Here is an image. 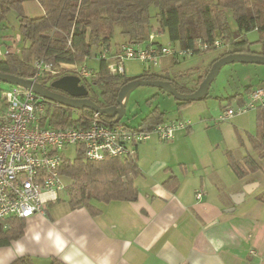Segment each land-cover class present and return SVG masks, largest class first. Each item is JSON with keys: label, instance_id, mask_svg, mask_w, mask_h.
<instances>
[{"label": "trees", "instance_id": "trees-1", "mask_svg": "<svg viewBox=\"0 0 264 264\" xmlns=\"http://www.w3.org/2000/svg\"><path fill=\"white\" fill-rule=\"evenodd\" d=\"M26 1L28 0H0V28L7 14L16 11L19 14L23 40L28 42L20 52L15 51L0 59V73L29 80L36 73L35 61L45 60L59 72L41 78L40 85L51 91L59 90L54 87L57 81L65 77L78 78L88 92L86 98L103 109L118 107L121 90L134 80L168 81L179 93L188 95L196 92L218 59L236 53L264 55V49L255 52L251 47L254 43L243 38L245 34L257 31L261 34V40L257 43H264V0H36L44 10V15L37 18L23 13ZM153 8L157 10L155 18L159 30L166 33L171 42L179 44L184 50L192 51L193 56L231 45L233 49L222 53L211 66L197 70L156 73L152 69H146L144 74L136 78L112 73L109 61L98 58L104 52H108V57L113 58L121 47L117 51L112 49L116 29H119L124 44H149L154 29L151 24ZM228 12H231L236 22L240 33L238 38L231 35ZM217 41L221 43V47H215ZM200 43L209 49L202 51ZM152 44L157 48L165 46L155 40ZM97 49L100 51L97 52ZM94 51L97 52L95 58L99 66L90 68L93 71L90 78H80L75 70L70 71L62 66L88 65ZM2 83L5 82L0 81V95L3 91ZM247 92H252V87H248ZM207 97L208 94L194 102L206 100ZM234 98L239 102L244 101L242 95ZM194 102L177 101L179 108H186ZM261 108L262 106L258 108L257 131L254 135H249L256 156L248 154L240 160L233 151L227 150L225 153L229 167L239 179L264 171V112ZM75 111L80 113L78 118H74ZM94 115L95 112L89 109L78 110L59 104L50 112L48 126L54 129L82 126L89 117L92 121ZM165 117L166 113L160 109L151 110L137 129L151 131L165 123ZM100 119L108 125L121 122V118L108 115H100ZM239 141L243 148L245 144L241 135ZM63 173L71 182L67 191L72 210L85 208L96 217L102 213L101 205L136 202L139 198L136 179L142 176V170L138 150L132 156L106 158L103 161L87 160L80 154L74 160H66ZM179 184V179L171 176L163 186L175 192ZM261 201H264V195ZM25 222L23 219H15L11 221L9 229L0 227V247L9 246L22 238ZM13 264L35 263L32 257L25 256L18 258ZM50 264L65 263L59 258H53Z\"/></svg>", "mask_w": 264, "mask_h": 264}, {"label": "crops", "instance_id": "crops-1", "mask_svg": "<svg viewBox=\"0 0 264 264\" xmlns=\"http://www.w3.org/2000/svg\"><path fill=\"white\" fill-rule=\"evenodd\" d=\"M171 61L170 65H174L180 59ZM169 66L161 72L173 73ZM262 82L263 87L251 86L252 91L264 88ZM250 93L247 101H238V107L248 102ZM259 107L250 111L254 112L250 123L256 125L255 131ZM261 111L264 112V105ZM240 123L236 125L246 129ZM235 130L241 134L237 127ZM193 131L192 125L191 129L177 131L172 141L165 142L189 151L188 159L176 162L186 174H192L187 181L191 184L189 191L181 190V177L169 165L165 170L169 176L163 182L147 185L139 184L136 179L139 190L136 202L101 205L102 213L96 217L85 208L72 210L68 202L61 200L50 205L45 214L26 220L22 238L0 247V264H13L25 256L32 257L35 264H50L53 258L65 264H264V201H261L264 187L263 195L255 196L254 201L248 199L241 189L246 180L247 184L256 182L249 180L257 175L252 174L238 178L240 185L228 196L223 195L222 183L215 186L217 176L207 181L202 171H197L196 166L201 165L197 149L187 144ZM157 169L152 167L151 176ZM260 173L264 186V171ZM171 176L179 179L175 192L163 186ZM198 193L202 194L201 199L197 198Z\"/></svg>", "mask_w": 264, "mask_h": 264}, {"label": "built area", "instance_id": "built-area-1", "mask_svg": "<svg viewBox=\"0 0 264 264\" xmlns=\"http://www.w3.org/2000/svg\"><path fill=\"white\" fill-rule=\"evenodd\" d=\"M150 37L149 44H123L113 58L104 52L98 59L109 61V70L114 74H126V61H140L146 69L161 66L166 58L186 59L192 51L175 46L155 47ZM14 45L0 49V59L15 52ZM202 51L209 48L201 43ZM215 47H221L217 41ZM75 70L80 78H90L93 71L87 65L67 66ZM36 73L29 81L40 84L39 80L59 71L45 60H36ZM76 76V77H77ZM59 103L38 95L32 88L11 85L0 95V227L9 229L11 221L45 214L50 205L59 203L62 193L69 187L63 173L64 164L82 154L91 161L106 158H123L137 153L138 147L156 137L161 142H170L179 129H189L188 122L162 123L151 131L131 128L120 122L108 125L95 113L82 126L54 129L48 126L49 114ZM264 105V88L253 90L248 102L236 109H226L220 120L226 121L235 115L245 114ZM80 116L75 111L74 118ZM198 193L197 198L201 199Z\"/></svg>", "mask_w": 264, "mask_h": 264}, {"label": "rangeland", "instance_id": "rangeland-1", "mask_svg": "<svg viewBox=\"0 0 264 264\" xmlns=\"http://www.w3.org/2000/svg\"><path fill=\"white\" fill-rule=\"evenodd\" d=\"M23 13L28 17L37 18L44 15V10L36 0H28L24 3ZM156 14L157 10L153 8L151 10V24L154 27L152 31L154 38L165 46L173 47L177 45L171 42L166 33L159 30L155 18ZM228 21L231 26L232 37H240V33L237 31L236 22L231 12H228ZM19 27V14L16 11H11L7 14L0 28V45L2 50H5L8 46L11 47L14 45L15 51L20 52L26 46L28 42H24ZM243 38L252 44L254 43L251 47L255 52H261L264 49V43H257L261 40V34L259 32H249L245 34ZM123 43L119 29H116L112 49L117 51V48ZM232 49L233 47L231 45L224 49L180 59V62L174 65H170L172 59L169 57L164 59L161 66L155 68L154 71L160 73L163 67L169 65L172 66L169 70L173 72L197 70L203 66L209 67L222 53ZM98 50L99 49H97V52ZM97 52L94 51L87 62V66L90 68H97L99 66V62L95 58ZM124 66L128 78L141 76L147 68L142 62L131 60L126 61ZM263 71L264 66L260 65H226L221 69L219 75L211 85L206 100L194 102L186 108H179L173 96L157 87L140 86L132 91L128 97L126 101V112L122 116L121 122L131 128H137L141 124L143 118H145L151 110L156 108L166 113L165 123L191 121L194 135L192 140L188 141L187 144H192V147L197 149L196 156L198 160L201 161V165L196 166L197 171H202V177H205L207 181L213 180L214 176H217L216 179L214 178L215 186L220 185L221 182L223 195L228 196L240 185L241 181L238 180L233 171L229 168L225 153L227 150L233 151L240 160L248 154L256 156L249 141L250 132L256 133V125L253 124L252 126L250 123V117L252 114L254 115V112H250L241 118H232L226 121H218V119L219 116L223 114L224 110L229 108L236 109L238 107V100L234 98L236 95H242L244 100L247 101L248 87H263ZM1 88L2 90H9L11 85L2 83ZM237 122H241L240 124L242 125L244 124L243 126L246 129L238 127V125H236ZM235 127L241 132L240 135L245 144L243 148L240 146L239 135L236 133ZM180 130L185 129H179L178 131ZM187 152L189 151H187L186 148L180 149L177 146L174 147L172 143L161 142L157 138H153L140 145L138 161L141 164L143 176L139 177L137 182L139 184L146 183L147 185L163 182L167 176H169V173L168 175L165 174V170L169 165H172L173 167L171 169L181 177V190L185 189L189 191L191 184L188 185L189 183L187 181L191 178L190 176L192 174H186L180 169L181 165L176 163L180 159H188L189 154ZM70 157L73 160L76 158L74 151H72ZM153 166L159 169L155 170L154 173L156 171L158 172L155 174L153 173V176H151L152 174H150V171ZM188 168L191 170V166H188ZM257 175H252L249 178V180H256L255 183L247 184L246 180V185L241 189L245 195H248L250 201H254L257 195H263L264 186L260 182L262 173L259 172ZM68 181L71 184L70 180ZM259 184L260 186L258 187ZM253 186L257 187H255L251 193H246V189ZM68 195V191L62 193L61 199L63 202L61 203L68 202Z\"/></svg>", "mask_w": 264, "mask_h": 264}, {"label": "water", "instance_id": "water-1", "mask_svg": "<svg viewBox=\"0 0 264 264\" xmlns=\"http://www.w3.org/2000/svg\"><path fill=\"white\" fill-rule=\"evenodd\" d=\"M229 64H245V65L253 64V65L264 66V55L236 53L218 59L213 64V68L211 69V71L209 72L203 83L196 90V92L188 95L179 93L178 90L168 81L134 80L121 90L118 97V107L105 108V109L101 108L96 103L86 98L88 92L84 87L79 86L80 80L78 78L65 77L54 84V87L56 89L65 92L66 94H68V96L71 97L59 93H55L50 89H45L40 84H36L29 80L20 79L18 77L11 75H4L0 73V81H3L10 85L32 88L38 95L43 96L44 98L50 101L59 103L64 106H68L78 110L89 109L100 115H108L113 118H122V116L126 112V101L128 100V97L130 96L132 91H134L136 88L140 86L157 87L163 90L164 92H167L171 96H173L175 100L178 102L198 101L208 94L211 85L213 84L216 77L219 75L221 69ZM252 190L253 187H250L246 189V193H251ZM235 203L238 202L235 201Z\"/></svg>", "mask_w": 264, "mask_h": 264}, {"label": "flooded vegetation", "instance_id": "flooded-vegetation-1", "mask_svg": "<svg viewBox=\"0 0 264 264\" xmlns=\"http://www.w3.org/2000/svg\"><path fill=\"white\" fill-rule=\"evenodd\" d=\"M79 86L80 87H83V85H81V82L79 83ZM53 92L55 93H59V94H62V95H65V96H68V94H66L65 92L61 91V90H52ZM68 97H71V96H68ZM84 98V97H82Z\"/></svg>", "mask_w": 264, "mask_h": 264}]
</instances>
